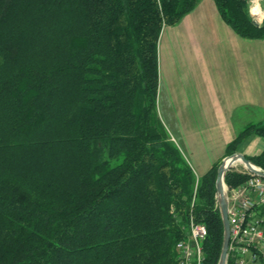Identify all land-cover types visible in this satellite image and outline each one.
Segmentation results:
<instances>
[{"label":"trees","instance_id":"16d2710c","mask_svg":"<svg viewBox=\"0 0 264 264\" xmlns=\"http://www.w3.org/2000/svg\"><path fill=\"white\" fill-rule=\"evenodd\" d=\"M200 1L0 0V264H178L190 218L207 229L202 264H218V165L197 179L156 107L161 31ZM212 1L264 40L247 0ZM251 135L264 121L226 157ZM245 158L264 171V151Z\"/></svg>","mask_w":264,"mask_h":264},{"label":"crops","instance_id":"0c3cea01","mask_svg":"<svg viewBox=\"0 0 264 264\" xmlns=\"http://www.w3.org/2000/svg\"><path fill=\"white\" fill-rule=\"evenodd\" d=\"M158 73L157 100L197 179L226 157L240 131L237 115L244 128L250 125L247 113L264 121V40L236 35L212 0H201L178 24L163 27ZM262 151L264 139L251 135L235 153L254 157Z\"/></svg>","mask_w":264,"mask_h":264},{"label":"built area","instance_id":"2783aa9c","mask_svg":"<svg viewBox=\"0 0 264 264\" xmlns=\"http://www.w3.org/2000/svg\"><path fill=\"white\" fill-rule=\"evenodd\" d=\"M247 1L252 20L260 25L264 16L252 14L251 6L255 0ZM238 164L243 171L228 172L245 175L247 180L237 187H228L224 182L230 234L226 264L228 260L231 264H264V179L249 172L240 162ZM183 230L185 239L176 244L178 264H202V242L207 236V229L190 218Z\"/></svg>","mask_w":264,"mask_h":264},{"label":"water","instance_id":"95a60500","mask_svg":"<svg viewBox=\"0 0 264 264\" xmlns=\"http://www.w3.org/2000/svg\"><path fill=\"white\" fill-rule=\"evenodd\" d=\"M253 24L255 26H259V24L255 21H253ZM227 161H229V163H227ZM235 162H240L249 172L264 179V172L257 169L254 165H252V163H250V161H248L243 155L239 153H234L225 157L218 166L215 180L216 203L223 226V242L218 264H226L227 261L230 234L228 221V202L225 192L224 178L226 173L230 171L232 164Z\"/></svg>","mask_w":264,"mask_h":264},{"label":"rangeland","instance_id":"374dc122","mask_svg":"<svg viewBox=\"0 0 264 264\" xmlns=\"http://www.w3.org/2000/svg\"><path fill=\"white\" fill-rule=\"evenodd\" d=\"M257 3H259V5H260V9H261V11H262V15L264 16V0H255ZM254 1V2H255ZM246 3H247V5H248V11H249V15H250V8H249V6H250V4H248V1H246ZM251 17V16H250ZM264 19V18H263ZM263 19H262V21H261V23H260V25L262 24V22H263ZM259 23V22H258ZM156 107H157V113H158V117H159V119H160V121H161V123H162V125H163V127L165 126V130H166V132L168 133V137L170 138V140L174 143V145L178 148V150L180 151V145H179V143H178V139H177V136H176V132L175 131H173V129H170V127L169 126H171L170 125V123L166 120V115H165V113H164V110H163V108H162V106H161V104L159 105V100H157V102H156ZM246 117H247V124H255V123H257L258 122V120H259V115L258 114H256V113H253V114H251V113H247L246 114ZM239 118H240V116H236V119L234 120V124H235V126L241 131L244 127H242V125H241V123H242V120H239ZM173 138V139H172ZM180 153H181V151H180ZM184 158V157H183ZM185 159V158H184ZM187 162V161H186ZM221 162H222V160H221ZM220 162V163H221ZM220 163L218 164V166L220 165ZM190 164V163H189ZM188 164V165H189ZM237 164V165H236ZM236 164H234V165H236V166H234V165H232V166H234L233 168H231L230 170H233V171H243V167L240 165V164H238V163H236ZM196 174V173H195ZM196 187H197V181L196 180H194V184H193V194L195 193V191H196Z\"/></svg>","mask_w":264,"mask_h":264},{"label":"bare ground","instance_id":"6f19581e","mask_svg":"<svg viewBox=\"0 0 264 264\" xmlns=\"http://www.w3.org/2000/svg\"><path fill=\"white\" fill-rule=\"evenodd\" d=\"M251 13L258 16V17L262 14L261 10L259 8V5L256 1L251 6ZM227 163H229V161H227ZM236 163H239V162H235L234 164H236ZM234 164H232V165H234Z\"/></svg>","mask_w":264,"mask_h":264}]
</instances>
